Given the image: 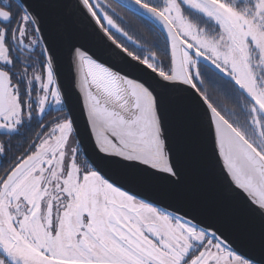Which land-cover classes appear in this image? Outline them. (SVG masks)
I'll return each instance as SVG.
<instances>
[{
    "label": "snow or ice",
    "instance_id": "1",
    "mask_svg": "<svg viewBox=\"0 0 264 264\" xmlns=\"http://www.w3.org/2000/svg\"><path fill=\"white\" fill-rule=\"evenodd\" d=\"M121 7L163 50L100 0H0V136L38 125L0 166V264H264V0ZM52 12L64 19L74 107L43 39ZM77 23L98 28L144 78L99 62ZM208 81L222 99L209 97ZM10 149L0 140V160ZM202 157L225 178L191 194L196 211L184 201L177 215L134 191L183 189Z\"/></svg>",
    "mask_w": 264,
    "mask_h": 264
},
{
    "label": "water",
    "instance_id": "2",
    "mask_svg": "<svg viewBox=\"0 0 264 264\" xmlns=\"http://www.w3.org/2000/svg\"><path fill=\"white\" fill-rule=\"evenodd\" d=\"M109 1L113 2L118 7H121V4L128 2V0ZM69 2H71V0H69ZM121 8L132 13L125 7ZM42 29L44 33L43 39L53 48L57 59L56 73L60 87L65 93L66 100L69 99L70 105L74 107L76 104V96L75 94H72L71 91V74L65 46V25L62 14L56 12L49 13L45 24L42 25ZM73 34L80 39L84 46L89 50V53L99 62L112 67L113 70L120 71L132 77L144 78L143 72L134 71L131 68L130 65L134 62H131L130 58L125 54L120 53L114 45H111L110 41L99 32L98 28L96 29V32L93 33L92 29L77 23L73 29ZM196 101H199L198 97H196ZM77 123L79 125L78 117ZM80 127L81 129L83 128L82 121L80 122ZM84 143L87 148L86 138ZM81 147L83 148V145H81ZM113 174L118 176V173L114 172ZM224 178L225 177L222 176V173L215 174L212 170L211 164L202 157L195 166L189 164L188 169H186L185 179L187 185L185 188L171 190L167 187L156 185L149 188L136 187L134 191H136L141 198L148 199L157 206L168 207L171 205L168 207L169 211L175 212L177 215H183L185 211H188L184 201H189L191 203L192 211L197 210L194 198L191 196L193 192L210 183L218 187ZM178 208L180 211H176ZM200 220H204L205 224L209 222L207 218L200 215H197L196 221L194 222L199 223ZM205 224H201V226L203 227Z\"/></svg>",
    "mask_w": 264,
    "mask_h": 264
},
{
    "label": "flooded vegetation",
    "instance_id": "3",
    "mask_svg": "<svg viewBox=\"0 0 264 264\" xmlns=\"http://www.w3.org/2000/svg\"><path fill=\"white\" fill-rule=\"evenodd\" d=\"M100 4L104 5V4H109L111 5L113 8L116 9V11L119 13L120 16H122L124 19L121 22L122 26L127 30V28L129 27V25L131 24L132 20H136L139 21L140 19L132 14L129 13L128 11L123 10L121 7H118L117 5H115L113 2L109 1V0H100ZM141 21V20H140ZM158 34V33H157ZM117 38L122 42L128 45V47L133 50L136 51L138 54H142L140 53V50L135 46L132 45L130 42H128L124 37L119 36V34H116ZM159 35V34H158ZM38 51V50H37ZM54 115H58V114H53L50 113L48 116H46L45 120H50L53 118ZM38 125L36 120L34 119L31 123L30 126H26L24 129H22L21 134L13 137L10 141H8L6 138L0 136V140H4L5 144H11V149L8 152V156L5 157L3 160H0V166H6L7 160L15 155L17 152L22 151L25 147H27V143L32 139L33 135H34V130L37 129Z\"/></svg>",
    "mask_w": 264,
    "mask_h": 264
},
{
    "label": "trees",
    "instance_id": "4",
    "mask_svg": "<svg viewBox=\"0 0 264 264\" xmlns=\"http://www.w3.org/2000/svg\"><path fill=\"white\" fill-rule=\"evenodd\" d=\"M127 31L130 35L137 38L138 41L144 42L147 46L156 45L158 48L163 50V43L160 41L159 35L156 32H150L142 21L132 20L131 24L127 28ZM160 58L164 61L165 65H167V59L163 56ZM204 87L207 89L208 95L211 99H222L217 83L208 81Z\"/></svg>",
    "mask_w": 264,
    "mask_h": 264
}]
</instances>
